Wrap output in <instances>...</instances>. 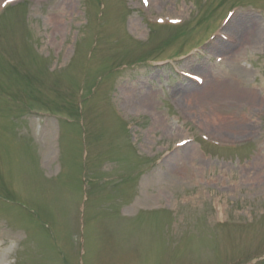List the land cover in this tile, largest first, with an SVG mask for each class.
I'll return each instance as SVG.
<instances>
[{"label": "rangeland", "instance_id": "obj_1", "mask_svg": "<svg viewBox=\"0 0 264 264\" xmlns=\"http://www.w3.org/2000/svg\"><path fill=\"white\" fill-rule=\"evenodd\" d=\"M39 1L0 20V195L18 199L50 223L58 242L67 246L70 262L55 253L56 243L39 218L0 203V264H62L61 259L80 264V258L83 264H250L263 256L264 123L250 111L264 110V39L258 37L264 34V18L241 11L228 27L239 35V48L228 49L216 40L203 56L187 62L190 69L207 74L209 90L190 99L182 94L172 98L183 102L207 132L226 140L253 138V146L221 151L197 142L181 154L166 151L189 133L168 94L171 87L188 86L187 81L167 68L151 71L139 65L150 55L190 43L194 38L186 36H195L193 29L185 34L147 27L130 11H135L131 0ZM155 1L167 13L191 14L189 25L197 21L194 29L214 25L234 3L264 4ZM131 22L140 26L138 32L133 29L135 35L147 38L144 45L130 41ZM250 27L256 30L250 33ZM251 35H256L254 42ZM218 54L228 58L227 66L211 72ZM83 81L87 93L96 91L84 102L86 135L79 125L27 115L31 105L76 115ZM215 84L226 87L216 92ZM113 89L125 98L126 107L152 111L156 122L129 134L109 109ZM246 124V131L237 129ZM130 137L153 159L139 157ZM85 144L91 183L86 198L81 178ZM139 182V200L131 206ZM120 206L133 219L120 218ZM225 220L241 224L223 225Z\"/></svg>", "mask_w": 264, "mask_h": 264}, {"label": "bare ground", "instance_id": "obj_2", "mask_svg": "<svg viewBox=\"0 0 264 264\" xmlns=\"http://www.w3.org/2000/svg\"><path fill=\"white\" fill-rule=\"evenodd\" d=\"M65 1H66V4L69 5L70 0H65ZM112 8H113V11H115V6H113ZM8 12H9V11H8ZM133 27L136 28L137 30L140 29L139 24H136V23H135V24L133 23ZM251 27H252V26H251ZM251 27H250V30L248 31V32H250V33H252L253 31L256 30V27L254 28L255 30L251 29ZM111 32H113V31H111ZM249 37H250L251 40H253L252 42H254L255 39H256V38H255L256 35H251V36H249ZM258 37H262V38L264 39V34H261V33H260V34H258ZM224 68H225V67H224ZM224 68H223V69H224ZM223 69H222V70H223ZM208 85H209V84H208ZM208 85H207V86H208ZM224 87H226V86L223 85V84H215V86H214L213 88H214V90H215L216 92H218V90H219V91L223 90ZM208 88H209V87H207V89H205L204 91H201L200 93H194V94H191V95L187 96V98L190 99V98H192V97H194V96H199V95L205 94V93L207 92V90H209ZM152 97H153V96L150 95V96L148 97V100H147V103L150 104V105H151V103H152V99H153ZM188 99H187V100H188ZM191 100H192V99H191ZM195 101L197 102V98H195ZM198 103H201V102L199 101ZM246 127H247V124H246V125H240V127H237V129H241V128H242V129H244V130L246 131V130H247ZM120 128H121V127H120ZM120 128L117 127L115 130H116L117 132H119V131H121ZM196 144H198V143H196ZM253 144H254V143H253ZM253 144H252V145H253ZM193 146H195V144H194ZM193 146H192V147H193ZM190 147H191V146H189V148H190ZM192 147L190 148V150L192 149ZM249 147H250V146H249ZM247 148H248V147H247ZM210 149H212V148H210ZM213 150H215V149H213Z\"/></svg>", "mask_w": 264, "mask_h": 264}, {"label": "snow or ice", "instance_id": "obj_3", "mask_svg": "<svg viewBox=\"0 0 264 264\" xmlns=\"http://www.w3.org/2000/svg\"><path fill=\"white\" fill-rule=\"evenodd\" d=\"M145 2H147V0H145Z\"/></svg>", "mask_w": 264, "mask_h": 264}]
</instances>
